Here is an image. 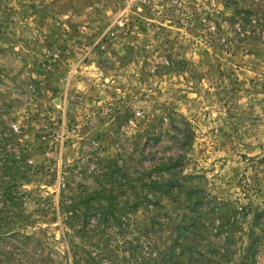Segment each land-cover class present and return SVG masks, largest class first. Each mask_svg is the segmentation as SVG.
Returning <instances> with one entry per match:
<instances>
[{
    "label": "rangeland",
    "instance_id": "374dc122",
    "mask_svg": "<svg viewBox=\"0 0 264 264\" xmlns=\"http://www.w3.org/2000/svg\"><path fill=\"white\" fill-rule=\"evenodd\" d=\"M223 5L224 0H0V25L9 33L0 48L12 51H0L2 132L13 127L17 134L0 148V179L11 176L10 154L25 155L29 182L16 179L24 182L19 190L30 194L25 211L43 210L27 235L44 230L62 255L65 245L48 210L62 173L71 186L90 189L114 161L137 179L140 173L167 176L152 171L169 159V184L172 176H189L187 187H200L214 199L203 207L205 215L213 205L248 201L264 213V55L202 43L206 11L228 16ZM182 129L190 131L189 144L174 136ZM159 131L164 137L154 142ZM173 190L169 186L156 212L159 222L169 218V238L186 204ZM135 216L138 224L143 218L140 228L149 226L150 214L142 217L140 208ZM251 216L243 222L238 250L248 243ZM209 221L216 227L222 219L214 215ZM136 227L123 236H136ZM158 237L142 238L146 252L153 241L162 247L168 234ZM254 264H264V240Z\"/></svg>",
    "mask_w": 264,
    "mask_h": 264
},
{
    "label": "trees",
    "instance_id": "16d2710c",
    "mask_svg": "<svg viewBox=\"0 0 264 264\" xmlns=\"http://www.w3.org/2000/svg\"><path fill=\"white\" fill-rule=\"evenodd\" d=\"M223 8L229 11L228 16L218 10L206 11L202 43L211 46L219 42L227 52L238 47L246 49V55H264V0H224ZM7 34L0 25V40ZM7 50L12 53L9 48H0L2 52ZM1 116L0 113V148L4 146V151L17 134L13 127L6 134L2 132ZM164 120L167 119L160 118L159 122ZM164 133L156 132L151 139L160 141ZM174 136L177 141L189 144V130L182 129ZM9 157L11 176L8 180L0 179V264H254L264 240V213L251 201L238 202L229 208L223 203L213 205L205 215L203 207H208L214 199L205 197L206 192L200 187H187L185 181L189 176L180 179L172 176L169 184V159L157 164V169L152 171L156 174L166 171L167 176L153 178L150 172L140 173L137 179H132L127 169L118 167L113 160L114 167L107 165L97 176L96 187L71 186L63 172L56 203L47 198L51 223L60 233L58 241L65 245L60 255L57 249L53 251L54 246L47 241L44 230L39 229L32 235L24 232L43 215L37 214L38 210L40 213L43 210L37 207L32 213L25 211L30 194L19 190L24 182L16 179L20 175L29 182V172L24 168H29L30 164L25 163V155L10 154ZM172 161L178 163V158ZM169 186L174 188L173 193L170 192L174 198L182 196L186 201L179 221L173 223L170 238L169 218L159 222L156 217L162 199L169 197ZM38 203L36 200V205ZM140 208L142 217L150 214L149 226L143 229L140 228L143 218L136 223L135 215ZM251 212L246 234L248 243L238 250L236 241H242V225ZM214 215L222 219L216 227L208 222ZM93 219L95 221L90 224ZM134 225H137L138 234L124 237L126 230ZM164 233L168 237L163 246L153 241L146 252L142 238L159 236L160 240ZM112 236H119V239L112 243Z\"/></svg>",
    "mask_w": 264,
    "mask_h": 264
}]
</instances>
